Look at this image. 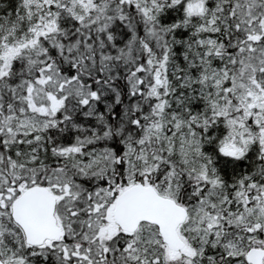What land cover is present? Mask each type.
Masks as SVG:
<instances>
[{"label":"snow or ice","instance_id":"6c2138e0","mask_svg":"<svg viewBox=\"0 0 264 264\" xmlns=\"http://www.w3.org/2000/svg\"><path fill=\"white\" fill-rule=\"evenodd\" d=\"M0 264H264V0H0Z\"/></svg>","mask_w":264,"mask_h":264}]
</instances>
